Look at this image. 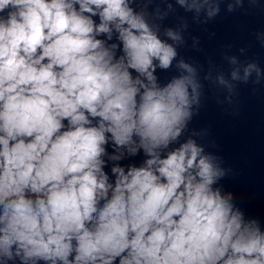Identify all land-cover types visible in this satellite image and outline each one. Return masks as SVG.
Here are the masks:
<instances>
[{"label": "clouds", "instance_id": "clouds-1", "mask_svg": "<svg viewBox=\"0 0 264 264\" xmlns=\"http://www.w3.org/2000/svg\"><path fill=\"white\" fill-rule=\"evenodd\" d=\"M176 55L128 0H0L3 261L264 264V232L213 189L221 173L203 149L164 151L197 88L158 85L154 61ZM109 141L143 149L144 166H113L110 180Z\"/></svg>", "mask_w": 264, "mask_h": 264}]
</instances>
